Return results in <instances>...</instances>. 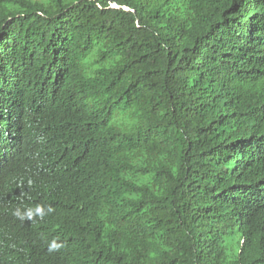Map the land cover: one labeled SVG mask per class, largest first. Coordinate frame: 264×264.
Listing matches in <instances>:
<instances>
[{"label": "trees", "instance_id": "16d2710c", "mask_svg": "<svg viewBox=\"0 0 264 264\" xmlns=\"http://www.w3.org/2000/svg\"><path fill=\"white\" fill-rule=\"evenodd\" d=\"M0 264H264V0H0Z\"/></svg>", "mask_w": 264, "mask_h": 264}, {"label": "water", "instance_id": "95a60500", "mask_svg": "<svg viewBox=\"0 0 264 264\" xmlns=\"http://www.w3.org/2000/svg\"><path fill=\"white\" fill-rule=\"evenodd\" d=\"M111 7H115V8H118L119 6L118 5H116V4H114V5H112ZM124 10H126V11H128L129 9L128 8H126V7H122Z\"/></svg>", "mask_w": 264, "mask_h": 264}]
</instances>
